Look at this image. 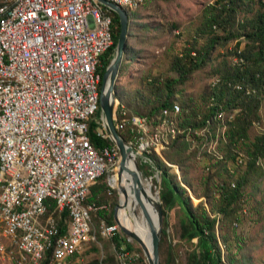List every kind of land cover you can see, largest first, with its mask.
<instances>
[{
  "label": "trees",
  "instance_id": "obj_1",
  "mask_svg": "<svg viewBox=\"0 0 264 264\" xmlns=\"http://www.w3.org/2000/svg\"><path fill=\"white\" fill-rule=\"evenodd\" d=\"M250 1L215 0L213 4L207 5L202 10L201 20L192 28L193 34L183 38L181 51L175 53L169 62L168 71L173 75L165 74L162 77L160 74L151 76L148 74L142 79L144 91H138V95L130 94L126 102H124L123 93L117 87L115 88L114 103L120 107L121 112H128L129 116L133 113L150 121L153 120L154 123L163 114H169V119L173 117L176 119L172 125L176 135L169 138L170 142L165 144L166 148L163 150L165 160L153 150L143 151L146 160L140 165L145 164V168L141 169L148 175H152L154 169L160 170L159 193L163 225L159 248L167 236L169 211L175 205L182 209L178 241L189 244L184 264L245 263L242 253V257L237 258L236 256L242 247L237 235L233 236L235 247H231L229 242L233 239L229 235L230 224L232 221L240 220L239 211L246 192H249L245 190L249 181L252 180L251 189L253 187L256 189L259 180L264 175V167L261 164V160L264 159V128L256 133L250 131L253 121L260 118L259 109L264 98V0H255L253 14L247 15L246 12L253 8L248 4ZM125 8L128 18H135L133 9H131L133 7ZM244 11L246 12L241 15ZM111 13L114 24L113 43L101 56V80L107 65L114 56L120 30L117 13L114 11ZM170 25L172 29L178 28L175 22ZM200 38L203 39L202 42H199ZM233 39H237L234 47L226 49L222 62L219 60L216 62V58L212 56L215 45L224 46ZM241 39L245 40L243 47L240 46ZM131 49L126 44L118 73L123 71V63L131 53ZM212 61L215 62L211 64ZM206 64H209L211 78L216 79H213L201 93L202 102L198 105L193 102L192 98H186L182 92L190 75ZM215 80L216 82L213 83ZM139 95H141L140 98H138ZM223 113L226 130L224 138L219 140L222 142L224 152L221 157L216 156V159L213 157V161L208 163L210 166L208 171H212L213 167L217 166L215 170L217 172L215 176H204L198 181V185H205L202 192H198L190 188L192 187L191 181L186 175L181 178L176 173L171 174L169 171L171 166L166 161L178 163L179 165H176L183 170L185 161L192 154L194 156L211 155L207 151L206 144L216 137L215 130L222 123ZM97 116H100V109L97 111ZM97 125L95 121L89 122L88 134L91 143L101 151L104 146L113 145V142L108 136L102 137L97 134ZM130 128L126 125L118 129L126 141L131 138ZM201 130H204L201 133L202 139L199 138ZM190 145L193 150H190ZM135 147L137 146L134 145ZM238 156L243 158L240 159L243 160L241 162L243 168L239 164L233 169L230 163L236 166ZM176 165H172L174 171L177 168ZM105 178L106 174H103L90 186L88 201L101 204L106 202L109 193L117 194L115 187L107 185ZM187 187L199 200L192 199ZM202 196L206 197L207 204ZM116 204L115 200L111 209L106 210L108 212L104 209L97 210L96 214L93 212L92 218L98 216V221L100 218L105 219V224L110 228L115 222L113 207ZM58 214H61L63 218V210L59 211V207L55 205V216ZM94 227L98 228V226ZM111 229L113 230L112 227ZM101 237L112 239L116 248L121 245L122 238H119L114 230L111 235H106L102 230L99 234L96 232V238ZM134 243L135 245L128 244L127 248L138 250L142 255L135 264H148L141 247L136 242ZM42 254L47 257L45 259L41 257L39 264H46L49 260V250ZM113 254L115 258L113 255H108L101 261L92 259L83 264H125L120 262L115 251ZM168 263L169 258L167 257L164 264Z\"/></svg>",
  "mask_w": 264,
  "mask_h": 264
},
{
  "label": "built area",
  "instance_id": "obj_2",
  "mask_svg": "<svg viewBox=\"0 0 264 264\" xmlns=\"http://www.w3.org/2000/svg\"><path fill=\"white\" fill-rule=\"evenodd\" d=\"M10 10H17V17H10ZM113 27V17L88 9L87 0H17L12 9L0 11V68H21L32 79L28 94L0 93V220L15 222L26 237L29 264L47 257L39 256V245L52 220L61 221L62 238H53L46 264H78L90 247L68 199L83 201L92 213L107 204L87 197L103 175L102 162H111L113 170L119 152L114 144L104 146L101 155L89 151L81 112L88 102L91 71L99 72L101 82V56ZM98 109L99 97L90 122L98 123L97 134L106 137ZM113 121L117 130L131 127L127 142L133 147L150 144V120L129 116L114 103ZM27 134L49 136L54 153H46L41 141H27ZM56 204H63V218L55 217ZM111 227L122 238L120 262L135 264L142 255L127 248L135 241L116 222Z\"/></svg>",
  "mask_w": 264,
  "mask_h": 264
},
{
  "label": "rangeland",
  "instance_id": "obj_3",
  "mask_svg": "<svg viewBox=\"0 0 264 264\" xmlns=\"http://www.w3.org/2000/svg\"><path fill=\"white\" fill-rule=\"evenodd\" d=\"M214 2L215 0L143 1L139 5L131 8L133 9L132 12H134L135 18L129 19L130 29L128 30L127 46L132 48V51L129 53L128 57H126L123 63V71L118 73L116 82V87L125 96L124 102H126L130 94L138 95V91L144 89L142 79L147 77L148 74L149 76L160 74L162 77L165 74L173 75V73L168 71L169 62L172 56L181 51L183 38L189 37L193 34L192 28L201 20L202 10L207 5L213 4ZM248 4L253 8L250 9L251 11L242 12L241 15L245 12L247 15L253 14L254 6L256 4L255 0H251ZM172 22L177 23L178 28L172 29L170 25ZM137 35L138 38H136ZM241 40L242 42L240 46L243 47L245 40ZM202 41L203 39L200 38L199 42ZM236 41L237 39L229 40L224 46L219 44L215 45L212 50V56L216 58L215 61L217 62L219 60V62H222L223 58H225L223 56L226 54V49L234 47ZM215 61H212L211 64ZM211 76L212 74L210 75L209 64L197 69L190 75L183 87L184 91L182 93L186 98H192L193 102L199 105V103L202 102L201 93L204 92L207 85L210 84L213 79H216L211 78ZM215 82L216 80L213 83ZM140 96L141 95H139L138 98H140ZM259 114L260 118L255 119L251 125V133L259 132L264 128V98L259 109ZM160 117L161 118H158L155 123L151 120V125L146 126V132H148L146 135L149 134L148 136L151 139L150 144L144 147H137V150L143 155V151L153 150L164 159L163 150L166 148L165 144L170 142L169 138L176 135L175 129L172 127L176 119L174 117L173 119H169V114H163ZM221 120V125L215 130L216 137L212 138V140L206 144L207 151L212 156L202 153V155L198 156L192 154V156L185 161V167H183V170L176 165L178 163H172L171 168L169 169L171 174L176 173L178 176H181V178L183 175H186L187 179H190L191 181L192 187H189L198 192H202L205 187L204 184L198 185V181L204 176H215V173L217 172L215 171L217 166L213 167V172L211 170L208 171L210 169L208 163L212 162L214 158L221 157L224 152L222 149V142L219 140L220 138H224V131L226 130L224 113ZM201 133H203L202 130L200 131V139H202L203 136ZM191 149L192 146L190 145V150ZM240 157L241 156H238L237 159L238 164L235 162L236 166H234L232 162L230 163V166L233 169L238 167L239 164H241L240 166L243 168L241 163L243 160H240ZM119 158L120 155L118 153V158L113 166L114 169L112 170L111 167L108 168V172L110 171L109 175L114 173L115 176ZM145 160L146 158L141 157V155H138L137 159L133 158L134 166L131 172V177L133 178L134 185H136L137 182L142 184L143 178L149 179L151 181V194L154 197L156 195L154 193L157 192L160 186L155 177L151 178L150 175L144 173L141 169L143 167L145 168V164L140 165L142 162H145ZM166 162L167 164H170V162ZM261 164L264 167V159L261 160ZM172 165H176L177 168L175 171L172 168ZM156 171L157 169H155V172ZM155 172L152 174L154 175ZM108 179L106 173L104 181L107 185ZM251 181L252 180L249 181L245 188V190L249 192H246V197L244 198V202L239 211L240 220L232 221L230 224L229 235L232 236L233 239H230L229 242L232 245L231 247H235L234 237L236 234L242 245L236 256L237 258L242 257V255L245 257V263L243 264H264V175L263 178L259 180L258 188L256 189L254 187L251 189ZM114 182V180L110 181V185L115 186ZM190 195H192L194 201L199 200L193 195V193ZM202 199L206 201L205 196H202ZM115 200L118 203V193H109L106 198L107 204L104 210H107L108 208L111 209ZM205 204H207V201ZM93 214H96V212ZM181 216L182 209L178 205H175L168 213L167 236L159 248L161 264L165 263L167 257L169 258L168 264L185 263L186 251L189 244L183 241H178L179 220ZM97 221L98 216L92 218L95 235L93 230V232L87 235V238L84 239L83 242H86L90 248L80 255V264L86 263L92 259H98L101 261L108 255L114 256V251L116 252L115 255H117V248L114 246L112 239L102 237L99 239L96 238V232L99 234L102 224L106 223L105 219L101 218L98 222ZM94 226H98V228L96 229ZM133 245H135V243H133ZM7 247L8 243L2 235V222L0 220V264H13L12 260H10L7 255L3 254V252H6ZM39 256H43V254H40ZM40 259L41 257H37L33 264H39L41 261Z\"/></svg>",
  "mask_w": 264,
  "mask_h": 264
},
{
  "label": "bare ground",
  "instance_id": "obj_4",
  "mask_svg": "<svg viewBox=\"0 0 264 264\" xmlns=\"http://www.w3.org/2000/svg\"><path fill=\"white\" fill-rule=\"evenodd\" d=\"M16 1L17 0H0V11L12 9V7L15 6ZM143 1L144 0H116V3L123 7H135ZM87 6L88 9L93 10L95 13H101L105 18H112V10L108 6H103V4L98 0H87ZM10 17H17V10H10ZM112 43V30H108L105 49L110 48ZM98 80L99 72L91 71L88 75V87L90 88L88 91V102L81 112V129L84 142L89 151L94 155H101V151H99L91 143L88 134V126L90 118H92L93 113L95 112V101H97L99 97L100 86ZM31 86L32 79H30L28 72H24L21 68H0V93L9 91L11 94L25 95L31 92ZM147 133L148 132H146V134ZM27 141H41L46 153H54V146L49 139V136H41V134H27ZM137 156V153L132 150H130L127 154L126 166L128 169L125 170L121 176V182L124 185L127 195V203L125 208L120 207L118 209V217L125 226L135 229L142 237L149 241L151 226L154 228L157 226L155 202L158 201V197L157 195L154 197L152 196L151 181L149 179L143 178L142 184L137 182V184L134 185L131 172L134 166L133 158L137 159ZM141 156L145 157L143 154H141ZM109 167H111V162H102V174L107 173L109 178L108 184H111L110 181L114 180L116 182H114L116 186L118 184L117 172L115 176L114 173L113 176L109 175ZM157 173L160 174L159 169L155 172V174ZM136 191L139 192V199L136 198ZM56 205L59 207V211L63 210V204ZM68 206L72 209V212L75 213L80 225H82L84 240L85 236L94 230L91 207L85 205L83 201L78 199H68ZM55 217L61 218V214H58ZM1 222L2 235L8 243L6 250L8 258L12 260L13 264H28L27 248H25L26 237L23 236L21 232H18V226L15 222L10 219H2ZM60 229L61 221L52 220V224L48 228L47 234L43 235L42 241L40 242L39 255L43 252L45 253V251L52 247L53 238H62V231H60ZM101 230L106 235H111L113 231L111 227L109 228L105 223L102 224Z\"/></svg>",
  "mask_w": 264,
  "mask_h": 264
},
{
  "label": "water",
  "instance_id": "obj_5",
  "mask_svg": "<svg viewBox=\"0 0 264 264\" xmlns=\"http://www.w3.org/2000/svg\"><path fill=\"white\" fill-rule=\"evenodd\" d=\"M102 4L108 6L112 11L116 12L119 17L120 30L117 36L115 53L109 64L107 65L101 80L100 92H99V109L102 118L104 130L107 133L109 139L117 147L120 158L116 167L118 176V184L114 186L119 195V201L114 207L113 215L114 220L120 227L121 231L126 235L132 237V239L141 247L142 253L148 264H161L159 255V242L162 234V205L159 196V189L156 194L158 201H156V219L157 226L154 228L151 226L149 241L142 237L135 229L125 226L118 217V209L120 207L125 208L127 203V195L123 183L121 182V176L125 170H127L126 159L130 150L141 155L140 152L130 145L118 132L113 121V105L115 100V88L118 78L119 67L123 58L125 46L128 40L129 30V18L125 7L112 2L110 0H98ZM142 157V156H141ZM172 163L169 165L171 166ZM139 168V167H138ZM140 170V169H139ZM141 171V170H140ZM156 180L161 183V175L157 173L155 175ZM160 188V187H159ZM190 194L191 189L187 187ZM136 198L139 199V192L136 191Z\"/></svg>",
  "mask_w": 264,
  "mask_h": 264
},
{
  "label": "crops",
  "instance_id": "obj_6",
  "mask_svg": "<svg viewBox=\"0 0 264 264\" xmlns=\"http://www.w3.org/2000/svg\"><path fill=\"white\" fill-rule=\"evenodd\" d=\"M80 257V256H79ZM79 261H81V257H80V259L79 260H77L76 262L78 263V264H80V262Z\"/></svg>",
  "mask_w": 264,
  "mask_h": 264
}]
</instances>
